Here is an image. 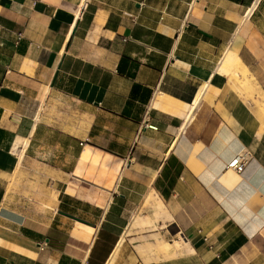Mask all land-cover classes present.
I'll return each mask as SVG.
<instances>
[{
  "label": "crops",
  "instance_id": "0c3cea01",
  "mask_svg": "<svg viewBox=\"0 0 264 264\" xmlns=\"http://www.w3.org/2000/svg\"><path fill=\"white\" fill-rule=\"evenodd\" d=\"M263 78L264 0H0V264H264Z\"/></svg>",
  "mask_w": 264,
  "mask_h": 264
},
{
  "label": "rangeland",
  "instance_id": "374dc122",
  "mask_svg": "<svg viewBox=\"0 0 264 264\" xmlns=\"http://www.w3.org/2000/svg\"><path fill=\"white\" fill-rule=\"evenodd\" d=\"M239 61V60H238ZM237 61V63H238ZM235 68H238V66L236 65ZM254 72L253 74H255V77L250 73L248 69L244 66L243 68H240L239 70L236 71L237 76L235 75V72L232 73V75H228L227 73V77L229 79V82L234 86V82H233V77L235 78L236 81H238L239 83L242 84L243 87H245L246 89H250L253 90L255 85H257L256 80L260 81V73L262 72L260 70V63L256 65V67L253 68ZM236 70V69H235ZM234 70V71H235ZM256 78V80H255ZM264 80V78L262 79V81ZM264 84V81L262 82ZM235 87V86H234ZM263 121L264 119L261 118ZM12 179H11V183L12 184H19L21 181L20 178V174H18L17 172H15L14 174H12ZM177 246L180 245V243L176 242Z\"/></svg>",
  "mask_w": 264,
  "mask_h": 264
},
{
  "label": "built area",
  "instance_id": "2783aa9c",
  "mask_svg": "<svg viewBox=\"0 0 264 264\" xmlns=\"http://www.w3.org/2000/svg\"><path fill=\"white\" fill-rule=\"evenodd\" d=\"M151 127H155V126H151ZM246 161V157L245 154L239 153L238 155H236L227 165L228 167L233 168L234 170L240 171ZM46 242H41L39 244L40 247L44 246Z\"/></svg>",
  "mask_w": 264,
  "mask_h": 264
},
{
  "label": "bare ground",
  "instance_id": "6f19581e",
  "mask_svg": "<svg viewBox=\"0 0 264 264\" xmlns=\"http://www.w3.org/2000/svg\"><path fill=\"white\" fill-rule=\"evenodd\" d=\"M256 4H257V3H256ZM77 16H78V14L76 15V17H77ZM237 66H238V68H235L236 70L234 71L236 76H237L236 71L239 70L240 68H243L244 65H243V63L239 60L238 63H237ZM255 86H256V85H255ZM263 109H264V108H263Z\"/></svg>",
  "mask_w": 264,
  "mask_h": 264
},
{
  "label": "water",
  "instance_id": "95a60500",
  "mask_svg": "<svg viewBox=\"0 0 264 264\" xmlns=\"http://www.w3.org/2000/svg\"><path fill=\"white\" fill-rule=\"evenodd\" d=\"M75 217V216H74ZM76 219H78L79 221H82V222H85V223H88L87 221L83 220L82 218H77L75 217Z\"/></svg>",
  "mask_w": 264,
  "mask_h": 264
}]
</instances>
